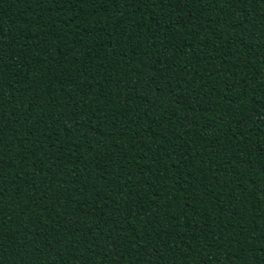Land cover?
I'll return each mask as SVG.
<instances>
[{"label":"trees","instance_id":"trees-1","mask_svg":"<svg viewBox=\"0 0 264 264\" xmlns=\"http://www.w3.org/2000/svg\"><path fill=\"white\" fill-rule=\"evenodd\" d=\"M0 264H264V0H0Z\"/></svg>","mask_w":264,"mask_h":264}]
</instances>
